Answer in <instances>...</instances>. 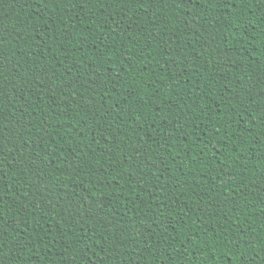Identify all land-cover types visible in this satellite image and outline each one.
Here are the masks:
<instances>
[{"label":"trees","instance_id":"16d2710c","mask_svg":"<svg viewBox=\"0 0 264 264\" xmlns=\"http://www.w3.org/2000/svg\"><path fill=\"white\" fill-rule=\"evenodd\" d=\"M0 264H264V0H0Z\"/></svg>","mask_w":264,"mask_h":264}]
</instances>
